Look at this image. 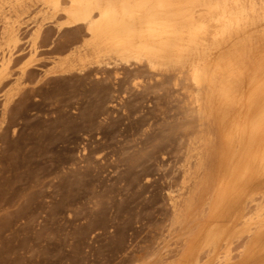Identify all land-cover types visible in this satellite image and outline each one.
I'll use <instances>...</instances> for the list:
<instances>
[{
	"label": "rangeland",
	"instance_id": "374dc122",
	"mask_svg": "<svg viewBox=\"0 0 264 264\" xmlns=\"http://www.w3.org/2000/svg\"><path fill=\"white\" fill-rule=\"evenodd\" d=\"M11 2L0 9V56L15 52L26 59L31 47L37 52L20 93L16 62L0 85V264H168L177 259L181 225L171 207L183 190L185 171L193 183L199 172L195 147L202 142L203 125L188 96L197 90L188 83L174 86L172 78L157 79L135 63L114 67L103 58L98 67L93 55L74 60L71 76L53 74L52 61L66 54L82 29L60 28L62 18L52 17L38 2L17 12L9 10ZM37 26L40 31L34 32ZM6 92L12 101L2 114ZM244 110L235 108L230 117L241 120L250 114ZM214 120L220 143L229 126L220 127L218 114ZM261 133L257 139L264 143ZM261 175L263 183L255 189L263 191L264 169ZM263 202L264 191L237 222L231 223V216L218 221L240 227ZM203 213L196 226L191 223L196 236L214 223L207 208ZM219 245L216 252H202L199 264L218 252L220 258L226 245ZM234 250L237 260L240 251ZM219 258L214 262L221 264L223 255Z\"/></svg>",
	"mask_w": 264,
	"mask_h": 264
},
{
	"label": "bare ground",
	"instance_id": "6f19581e",
	"mask_svg": "<svg viewBox=\"0 0 264 264\" xmlns=\"http://www.w3.org/2000/svg\"><path fill=\"white\" fill-rule=\"evenodd\" d=\"M7 1L0 0V9ZM37 2L52 17L62 18L60 28L83 31L80 38H72L64 56L52 61L53 74L71 76L74 60L93 55L98 67L103 58L114 67L135 63L157 79L172 78L174 86L185 88L188 83L197 90V95L188 96L196 102L203 125L202 142L195 147L200 150L199 172L193 183L191 172L185 171L183 190L172 201L182 244L178 258L168 264H199L202 252H216L222 242L226 251L221 264H264V204H257L254 214L246 213L251 215L240 227L218 221L231 216V223L237 222L264 191L255 189L263 183L264 169V143L257 139L264 133V0H12L9 10L17 12ZM39 31L37 26L34 32ZM36 52L31 47L26 59L15 52L0 56V85L9 74V64L16 62L14 81L20 93ZM11 101L6 92L2 114ZM235 108L250 114L241 120L231 118ZM215 114L220 116V127L229 126L220 143L213 129ZM204 208L214 223L202 226L196 236L192 226ZM235 247L240 251L237 260L232 255ZM218 253L206 264H213Z\"/></svg>",
	"mask_w": 264,
	"mask_h": 264
}]
</instances>
